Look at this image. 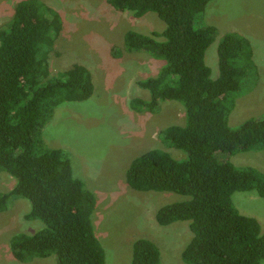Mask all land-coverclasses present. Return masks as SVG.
<instances>
[{"label":"trees","instance_id":"trees-1","mask_svg":"<svg viewBox=\"0 0 264 264\" xmlns=\"http://www.w3.org/2000/svg\"><path fill=\"white\" fill-rule=\"evenodd\" d=\"M211 1L107 0L115 10L135 18L155 13L166 24L161 33L124 36L127 52L166 62L156 77L138 82L151 98L133 99L132 109L156 113L164 101L186 109L185 125L170 126L159 137L187 157L177 160L164 149H152L132 161L126 180L136 191L190 197L156 215L163 226L191 221L193 237L182 254L186 263L262 264L264 231L255 218L238 211L233 195L256 192L264 198V172L217 156L264 151V116L234 129L229 125L237 97L258 77V67L250 40L228 33L218 48L220 75L212 78L205 59L216 32L199 24L202 7ZM62 29L60 14L41 0L20 1L0 29V175L16 180L10 192L0 193V212L26 199L31 210L25 218L45 225L35 235L13 238L12 253L20 262L55 256L57 264H107L92 222L94 194L74 177L69 153L49 148L43 139L59 106L93 91L92 73L83 65L51 77L50 58ZM161 261L154 242H134L130 264Z\"/></svg>","mask_w":264,"mask_h":264},{"label":"rangeland","instance_id":"rangeland-1","mask_svg":"<svg viewBox=\"0 0 264 264\" xmlns=\"http://www.w3.org/2000/svg\"><path fill=\"white\" fill-rule=\"evenodd\" d=\"M22 0H0V29L11 21ZM57 11L63 22L50 58L51 77L87 67L93 76V91L59 106L46 125L43 139L49 148L69 153L75 178L82 180L97 201L92 222L106 251L107 264H130L133 244L138 239L154 242L161 251V264H188L182 254L191 242V221L167 226L157 222L160 208L189 196L174 192H140L132 189L126 173L132 161L152 149H164L177 160L186 153L169 148L159 137L170 126H184L186 109L180 102H161L156 113L135 111L131 101L149 100L150 93L138 84L156 77L165 66L142 52H127L124 36L128 31L144 35L163 32L166 24L155 14L135 18L130 12L113 9L107 0H41ZM199 24L216 32L206 53L211 76L220 75L218 48L223 35L247 37L254 49L258 77L248 91L237 97L229 116L231 128L251 118L264 116V0H213L202 7ZM219 158L237 167H253L264 172V151H249ZM16 180L0 175V193H8ZM238 211L255 218L264 231V198L256 192H236ZM31 205L26 199L0 212V264H57L56 257L20 262L12 253L11 242L20 234L35 235L45 228L40 220H27ZM264 264V262L262 263Z\"/></svg>","mask_w":264,"mask_h":264}]
</instances>
